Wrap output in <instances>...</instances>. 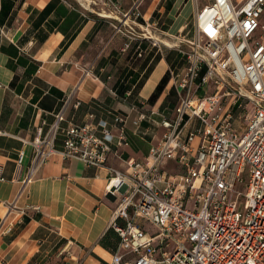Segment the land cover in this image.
Segmentation results:
<instances>
[{"label": "built area", "instance_id": "2783aa9c", "mask_svg": "<svg viewBox=\"0 0 264 264\" xmlns=\"http://www.w3.org/2000/svg\"><path fill=\"white\" fill-rule=\"evenodd\" d=\"M76 1L86 11L102 2L118 13L111 26L129 42L163 44L139 12L140 1L127 11L112 0ZM262 14L264 0H208L196 8L191 38L185 33L175 45L184 58L183 70L170 78L175 117L157 114L164 132L142 161L122 160L124 170L107 165L126 142L120 114L60 129V112L48 134L38 129L35 167L59 154L108 170L106 194L118 200L111 222L118 243L108 264H264V43L254 39L264 32ZM152 115L140 113L132 124L139 128ZM1 173L0 166V180Z\"/></svg>", "mask_w": 264, "mask_h": 264}, {"label": "crops", "instance_id": "0c3cea01", "mask_svg": "<svg viewBox=\"0 0 264 264\" xmlns=\"http://www.w3.org/2000/svg\"><path fill=\"white\" fill-rule=\"evenodd\" d=\"M112 1L122 11L140 1L142 10H138L151 30L178 42L186 29L192 36L194 14L201 7L193 0H150L147 6H143L145 0ZM189 2L194 6L192 14L185 12ZM70 3L16 0L9 13L0 17V46L11 44L21 56L38 64L33 70L30 63L20 66L14 61L11 70L7 67L9 57L0 51V264H108L118 243L111 229L118 200L106 194L108 170L65 160L59 154L35 167L33 141L38 129L42 136L51 131L60 112L64 117L60 129L70 124L110 122L112 114H120L127 120L126 142L114 148L116 153L109 155L107 165L124 170L122 160L142 161L149 148L160 141L164 130L157 126V114H163L166 90L167 95L172 90L177 97L170 82L171 73L179 74L184 68V58L177 51L164 53L159 45L153 55L143 56L140 45L146 41L128 48L130 44L111 26L119 15L110 7L100 2L86 11L72 0ZM48 6V13L40 14ZM136 57L140 59L134 64ZM166 71L168 83L150 105L147 100ZM134 75L141 87L131 85L119 94L120 86L130 85ZM14 77L16 86L22 84L19 93L10 88ZM142 90H148L147 95H142ZM115 99L123 104L111 106ZM132 99H138L139 105L130 102L127 106L126 100ZM85 109L93 112L84 113ZM151 111L155 115L142 121L139 128L132 124L140 113L149 115ZM96 112L104 118H98ZM90 115L94 117L90 119ZM79 119L80 123H75ZM151 126L162 131L156 142ZM57 134L55 148L60 150L62 135L60 131ZM21 153L23 159L18 163Z\"/></svg>", "mask_w": 264, "mask_h": 264}, {"label": "rangeland", "instance_id": "374dc122", "mask_svg": "<svg viewBox=\"0 0 264 264\" xmlns=\"http://www.w3.org/2000/svg\"><path fill=\"white\" fill-rule=\"evenodd\" d=\"M76 5L78 4L76 1H74V0H72ZM187 1H189V0H185V2H187ZM234 2H237L238 0H233ZM198 3V6H201L202 7V5H205V4H207V2H208V0H193V3ZM150 3V0H145V2L143 3L144 5L143 6H147L148 4ZM78 6H79V4H78ZM80 7V6H79ZM81 8V7H80ZM143 8V7H142ZM140 9V8H139ZM142 9H140V11H141ZM185 12H187V13H190V14H192L193 12H194V6L192 5V2L190 3H188L187 4V6H186V9H185ZM188 21H190V22H192V17H190L189 18V20ZM259 23H264V14H262L261 16H260V18H259ZM126 29H128V28H126ZM129 30V29H128ZM130 31V30H129ZM139 32V30L138 29H136V32ZM152 31V35L154 36V38H159V39H161V41H162V43L163 42H167V43H169L170 44V46H167L166 44H160V49L165 53V52H169V51H174V52H176V46L175 45H177L178 44V40L177 39H174L173 37H171V36H166V35H163V34H160V32H157L156 30H151ZM186 31H187V29L184 31V33L182 34V36L181 37H179L180 39L184 36V34L186 33ZM187 38H191V34H189L188 36H187ZM124 39L128 42V44H130L129 46H128V48L131 46V44H133V43H138V42H136V41H132L131 43L128 41V39H126L125 37H124ZM254 39L255 40H259V41H262L263 43H264V32H262V31H260L259 29L255 32V34H254ZM146 41V40H145ZM184 44V43H183ZM182 43H181V48H183V49H187V47L185 46V44L183 45ZM179 45V44H178ZM131 48V47H130ZM140 49H142V54H143V56L146 54V55H148L149 54V56H151V55H153V53H152V50H154V49H159V47H157V46H153L149 41H146V42H144L142 45H140ZM140 49H138V51L140 50ZM137 58V60L135 61V63L134 64H137V62H138V60L140 59V57H136ZM155 61V63H156V59L154 60ZM180 63H183V61L182 60H180ZM145 89V88H144ZM171 89H173V88H171ZM170 89V90H171ZM172 91V90H171ZM171 91H169V92H171ZM147 93H148V90H142V95H147ZM207 93L208 94H212L213 93V90L211 89V88H209L208 90H207ZM198 95L199 96H203V90H200V92L198 93ZM170 99V100H169ZM137 100L138 99H132V100H126V105L128 106V105H130V102L133 104H135V105H139V103L137 102ZM140 100V99H139ZM114 103H122L123 104V102H122V100H119V99H115V100H112V103H111V106L114 104ZM171 104H174V106H172ZM178 105V99H177V97H176V95H175V93H172V95H171V97L169 98V95H167V90H166V97L164 98V101H163V103H162V105H161V111H162V113H163V115L164 116H166L167 118H174L175 117V113H173L174 112V110H175V107ZM249 107H246V109H245V111H244V115H246V114H248V111H249ZM110 110H112L113 111V109H110ZM87 112H93L92 110H90V109H85L84 110V113H87ZM95 112V111H94ZM237 113V112H236ZM96 114H97V112H96ZM134 113H132L131 115H133ZM84 115H81V118L83 117ZM97 117L99 118V117H102V118H104V116L103 115H98L97 114ZM74 118H75V116H74ZM241 120H243V118L241 119ZM80 121H81V119H79V120H76L75 121V123H80ZM151 128V130H152V135L151 136H154V137H156L153 141L154 142H156L159 138H160V136H161V133H162V131L158 128V127H155V126H151L150 127ZM147 142H149V140L147 139Z\"/></svg>", "mask_w": 264, "mask_h": 264}, {"label": "trees", "instance_id": "16d2710c", "mask_svg": "<svg viewBox=\"0 0 264 264\" xmlns=\"http://www.w3.org/2000/svg\"><path fill=\"white\" fill-rule=\"evenodd\" d=\"M14 1H16V0H1L0 17L6 16L9 13L8 11L11 10ZM66 1L70 3V0H66ZM48 11H49V6L47 8H45V10L43 12H41L40 14H47ZM85 18H87V16H85ZM144 41L145 40H142L140 42H144ZM0 51L9 57L7 67L11 70L15 69V66L13 64L14 61H16V64H18L20 66H25L27 63H30V65L33 67V70H35L36 67L38 66V64L36 62H34L33 60H30L29 58H26L25 56H21L18 52V49L11 44L8 45L7 47L0 46ZM165 60L169 64V58L166 57ZM149 71H150V69H149ZM137 79H138V75H134L130 81V85H128V86L121 85L118 93L122 94L125 90L130 89L131 85H136V88H140L142 85V82H140L139 84H136ZM16 80H17V78L14 77V79L10 83V88L14 89L16 91V93H19L22 89V84H18L16 86ZM168 80H169V71H166V73L161 78V80L159 81V83L155 87L154 91L152 92V94L150 95V97L147 100L150 105H153L157 101V99L160 97L161 93L163 92L165 86L168 83ZM172 93H174V92L173 91L170 92L169 98L171 97ZM171 105L174 106V104H171Z\"/></svg>", "mask_w": 264, "mask_h": 264}, {"label": "bare ground", "instance_id": "6f19581e", "mask_svg": "<svg viewBox=\"0 0 264 264\" xmlns=\"http://www.w3.org/2000/svg\"><path fill=\"white\" fill-rule=\"evenodd\" d=\"M165 43H166V42H165ZM167 44H168V43H167ZM167 44H166V45H167Z\"/></svg>", "mask_w": 264, "mask_h": 264}]
</instances>
